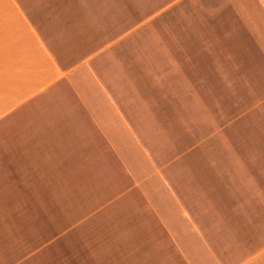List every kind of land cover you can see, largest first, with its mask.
Returning a JSON list of instances; mask_svg holds the SVG:
<instances>
[{
    "label": "crops",
    "instance_id": "obj_1",
    "mask_svg": "<svg viewBox=\"0 0 264 264\" xmlns=\"http://www.w3.org/2000/svg\"><path fill=\"white\" fill-rule=\"evenodd\" d=\"M147 9L177 20L180 51L218 66V87L249 99L264 131V0H0V186L17 220L19 208L32 226L72 230L98 264H241L196 231L206 208L174 183L176 126L166 132L161 115L178 102L166 108L156 75L152 100L134 85L146 61L131 58L127 26Z\"/></svg>",
    "mask_w": 264,
    "mask_h": 264
},
{
    "label": "rangeland",
    "instance_id": "obj_2",
    "mask_svg": "<svg viewBox=\"0 0 264 264\" xmlns=\"http://www.w3.org/2000/svg\"><path fill=\"white\" fill-rule=\"evenodd\" d=\"M142 13L143 17L132 18L127 26L130 41L140 46L130 52L131 58L140 56L146 61L147 76L134 85L152 100L156 75L159 91L171 100L166 108L175 107V99L178 102L179 111L163 113L161 124L168 133L176 126V140L171 142L174 183L193 210L206 208L195 216L196 231L210 242L212 250L223 254L236 250L241 264H264V131L250 126L249 99L242 96L235 100L227 89L228 80L218 87V79L210 74L213 69L217 73L218 66L203 65L186 55L185 49L180 51V44L170 34L177 20L154 18L152 9ZM154 41L164 48L154 49ZM170 57L177 58L179 64H171ZM232 69H225L230 79ZM186 77L194 87L193 96L187 95ZM5 183L0 186V264H98L99 259L82 255L89 250L88 244L84 247L75 242L72 230L58 229L50 220L43 226H32L34 217L28 219L32 224L27 223L25 210L19 208L17 220Z\"/></svg>",
    "mask_w": 264,
    "mask_h": 264
}]
</instances>
